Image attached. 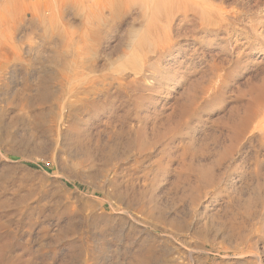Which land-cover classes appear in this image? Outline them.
Returning a JSON list of instances; mask_svg holds the SVG:
<instances>
[{
	"label": "rangeland",
	"instance_id": "rangeland-1",
	"mask_svg": "<svg viewBox=\"0 0 264 264\" xmlns=\"http://www.w3.org/2000/svg\"><path fill=\"white\" fill-rule=\"evenodd\" d=\"M95 1L0 0V173L4 164L16 165L29 179L0 174V211L22 220L10 226L16 236L8 264H134L131 235L149 242L151 226L165 229L157 231L162 250L153 264H264V189L248 220L239 218L246 201L258 197L255 185L264 184V96L257 93L264 84V25L249 30L264 21V0H196L221 8L226 20L205 30L200 25L214 13L202 20L190 10L175 14L164 52L157 50L158 34L148 32L150 13L139 11L143 0ZM91 43L90 75L129 81L127 93L121 88L109 97L112 109L69 118L22 99L24 88L36 93L41 76L50 75L57 88L55 52L71 65L65 74L86 73L71 59ZM138 127L147 137L139 157L122 144ZM77 138H90L91 155L74 147ZM115 141L117 166L104 154ZM191 162L213 165L221 179L211 189L190 176L199 186L194 208L180 198ZM54 171L70 197L39 182L41 172ZM112 183L127 187L120 199Z\"/></svg>",
	"mask_w": 264,
	"mask_h": 264
},
{
	"label": "bare ground",
	"instance_id": "bare-ground-1",
	"mask_svg": "<svg viewBox=\"0 0 264 264\" xmlns=\"http://www.w3.org/2000/svg\"><path fill=\"white\" fill-rule=\"evenodd\" d=\"M63 1L66 2V0H62V2ZM96 1H98V0H96ZM143 1H144V3L140 4V10L139 11L142 13H144L145 11L150 13L151 21L148 22V24L150 25V29L148 30V32L150 33V35L158 34V36H159V39L157 38L158 46H156V47H157V50L159 49V51H163V52L165 50H168L170 48V45H171L170 42L165 43L162 40L163 39L165 40V38H167V36H168L167 24H169V22L173 19L175 14L181 13L180 15H183L184 17H186L189 14L188 12L190 10L193 12L194 16H196L202 20V17L205 16L206 14L214 13L213 18H215V19H213V20L211 19L210 23L206 22L204 25L203 24L200 25L205 30H206V28H210L211 26H214V20H215V25L218 24V22H220V20L221 21L226 20L225 17L222 15V13H225V11H223L221 8L213 9L209 5L206 6V5L198 4L196 2V0H143ZM124 2L126 4H129V2L126 0H124ZM59 5L62 6L61 4H59ZM104 7H106V5ZM60 14H62V13H60ZM146 15H147V13H146ZM141 17H142V15H141ZM220 17H222V18H220ZM233 17H236V14H234ZM157 20L158 21L159 20L164 21V23L166 25H162V24L160 25ZM258 25H260V26L264 25V21H260V22H257L256 24L250 25L249 30L256 32L258 29ZM219 26H221V24ZM220 30H222V29H220ZM59 36H61V35H59ZM92 45H93L92 43L90 45L87 44L86 45L87 50H83L82 54H78L77 58L73 57V59H71L72 63H74V64L80 63V65H82L84 63L83 68L86 69V71H87L86 73H84V72L78 73L79 70L77 71L76 68H74V69L71 68V70L65 74L64 73L65 71H62V69H67V67H69V66L71 67V65H70V63L68 65V63H67L68 61L63 63L62 52H57V53L55 52V54L53 56L57 57L61 61L59 67L56 69V73H54V74H57V76H58L57 88L54 84L51 83V81H50L51 76L50 75L41 76L39 78V81H38V87L35 91L36 93L31 95V94L27 93L25 88H24V90L21 93L22 99L23 100H27V99L29 100L31 98H32V100L35 99L38 102L37 103L38 105H45L48 109L51 108V110H53V108H56L59 111L61 110L63 112V114L66 113V116L69 118H70V116H73L74 114H76V115L81 114V113L84 114V112L89 111V110L98 111L100 108L101 109H112L111 107L113 106V102L111 100H109V97L111 96L112 93L113 94L118 93V90L121 88H124L125 89L124 92L127 93L128 91L126 88L128 87L129 81H128L127 77H124L123 78L124 82L117 81L115 84V82H114L116 80L115 76L111 75L108 77V75H106V74H104L102 76L101 75H99V76L90 75V73L95 71L94 70L95 68L91 62H89L87 64V61H89L90 59L87 58L86 54L90 52V50L92 49ZM249 45H250V47H253L252 44H249ZM78 66H77V68H78ZM261 85L262 86L259 85V91L257 90V93L259 92L258 94H259L260 98L262 96H264V84H261ZM111 89H113V90L111 91ZM38 108H40V107H38ZM56 114H57V112H56ZM76 117H78V116H76ZM38 118H39V116H38ZM39 120H41V118ZM250 120H251V118L246 117L243 121V126H244V124L247 126V123L249 124ZM38 126H39V124H38ZM72 126H74V124ZM124 126H126V127H123L124 128L123 132L131 133L132 128L128 127L127 125H124ZM70 128H72V127L70 126ZM118 134H120V133H118ZM121 135H123V134H121ZM74 136H76V135H74ZM85 137H87V136H85ZM146 138H147L146 133L143 130V128L138 127V129L135 130L133 137L128 138L127 140L124 141L125 143L122 142V144L124 145V147L126 149L132 148L133 150H135L138 157H139V156L146 154V152L144 150V147L146 146V140H145ZM72 144L74 145L75 148L80 149L81 151L84 150L85 155H87V156L91 155L92 142H91L90 138L89 139L87 138L85 140L83 138H79V139L77 138L73 141ZM117 145H118V142H116V141L111 142V143H107V145L105 146L106 150L104 151L105 156L109 158L110 162H111V160H113V163L116 166L120 162V160H122L121 159L122 156L119 157L118 155H120V154L117 155V153H118L116 151ZM128 151H130V150H128ZM0 153H2L1 150H0ZM85 155L83 157H86ZM106 157H103V158H106ZM137 162H138V159L136 160V163ZM218 165L219 164H216V166H218ZM212 167H213V165L212 166L211 165L210 166H203V165L194 166V165H192V162H191L185 168L186 172H185L184 179H186L189 183L190 176L196 175L195 177H197V180L198 179L200 180V186L201 187L210 186L211 189L219 187L221 179H220V177L215 176ZM0 174H1L2 178L9 180V181H13V182L24 183V182H27L29 180L27 178V173L24 176H20L18 174V170H17L16 165L4 164L3 170L1 171ZM28 175H29V171H28ZM39 179H40V181L39 180L38 181L40 183H42L44 186H47V185L52 186L53 185V186L57 187L56 188L57 191H60V192H62V194L66 195L67 197H70V193L66 190L63 182L62 183L60 182L61 184L58 183L55 171L54 172H48V173L47 172H41ZM201 181L204 183L205 186L201 184ZM113 185H114L113 195L116 198L120 199L121 197H123V194H126V192H127L126 188L127 187L125 188V190L121 191L119 186L116 183H112V187H113ZM254 188L258 194V197L256 198V200L254 202H251V200L246 201V203H245L246 205L245 206L243 205L244 207L242 208V211L239 212V214H240L239 218L243 224H244V222H246L248 220V218L251 215L250 210H251L252 204L254 205V203L256 201H258L259 199L261 200V197L263 195L261 193L262 192L261 190L264 189V184L263 183H260V184L257 183ZM44 191H46V189ZM52 191H54V190H52ZM183 195H181L180 198H187L189 200V204L191 205V207L194 208L196 206L197 200L200 199V197H199L200 196L199 186L198 185H192L189 183L188 191ZM76 201H78V203L82 207H85L86 205H88L86 203V201H84L83 199H81L79 197H76ZM150 201L151 200H149V202ZM140 204H142L141 201H140ZM2 207H4V203L0 202V208H2ZM153 208H154V206H153ZM90 213H92V210ZM10 214H12V213L7 212L6 210L0 211V264H8L9 263L10 259H9V253L8 252H11L13 250L12 249L14 246L13 239L16 235L13 233V231L10 230V226L14 225L16 228V227H19L22 225V220L20 219V217H17V216L12 217V215H10ZM102 216H104V213L103 214L95 213L93 215V217L97 218V219H100V217H102ZM3 217H5V220H2ZM27 224H30V223H28V221H27ZM31 224H32V222H31ZM148 231H149V233H148L147 239L149 240V242L148 241L147 242H145V241L140 242V241H138V239H136L135 234L131 235V237L133 238L131 244L134 247V250L132 253L133 259L135 262L134 264H153L154 262L156 263L157 261H160L159 255L161 254L160 251L162 250V244L158 243L157 237L159 235H158L157 231H165V229L161 228V227L151 226V229ZM13 264H17V263L15 261H13Z\"/></svg>",
	"mask_w": 264,
	"mask_h": 264
}]
</instances>
